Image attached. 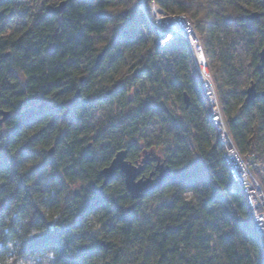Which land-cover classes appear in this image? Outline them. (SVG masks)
I'll return each mask as SVG.
<instances>
[{
    "label": "trees",
    "instance_id": "16d2710c",
    "mask_svg": "<svg viewBox=\"0 0 264 264\" xmlns=\"http://www.w3.org/2000/svg\"><path fill=\"white\" fill-rule=\"evenodd\" d=\"M50 1L0 0V264L41 251L55 264H264L188 43L158 48L136 0H61L55 15ZM156 2L198 31L264 189V100L246 102L264 88V0ZM159 148L172 171L160 189L136 200L118 173L100 195L118 152L137 164Z\"/></svg>",
    "mask_w": 264,
    "mask_h": 264
},
{
    "label": "built area",
    "instance_id": "2783aa9c",
    "mask_svg": "<svg viewBox=\"0 0 264 264\" xmlns=\"http://www.w3.org/2000/svg\"><path fill=\"white\" fill-rule=\"evenodd\" d=\"M136 9L154 31L158 48H168L180 39L185 40L190 46L195 68L202 81V92L210 107L212 123L225 150L224 159L236 186L242 190L252 211L254 230L262 239L264 250V189L256 178L260 163L253 154L241 155L233 142L215 79L194 25L185 15L167 14L156 0H136ZM231 191L236 192V188L233 187Z\"/></svg>",
    "mask_w": 264,
    "mask_h": 264
},
{
    "label": "water",
    "instance_id": "95a60500",
    "mask_svg": "<svg viewBox=\"0 0 264 264\" xmlns=\"http://www.w3.org/2000/svg\"><path fill=\"white\" fill-rule=\"evenodd\" d=\"M65 9V3H60L58 6H49L47 8V12L50 14H59L63 12ZM261 15L258 13H253L248 17L249 20H256L260 18ZM260 62L261 65L259 67L260 71L264 70V48L260 52ZM100 60V58H99ZM79 94L77 95V98ZM261 98L264 100V88L262 91H258L256 85L253 83L247 90H246V102L247 103H255V101ZM185 103L187 107L190 104L188 96H185ZM10 117V113L6 112L3 109H0V126H2ZM52 153V152H50ZM152 158L145 157L141 160V162L137 164H133L128 160V151L122 150L118 152L113 161L111 162L109 167L104 168L101 171V175L104 178L103 184L98 187V192L100 195L105 199L104 189L106 186L111 184L116 175L118 173L122 174L125 179V185L128 193L131 195L132 198L139 200L142 199L145 195H149L154 193L157 189H160L164 183V180L171 176V169L165 165V163H161L158 160L156 170L159 172L156 179L154 176L156 175L153 172L148 177H141L142 172L145 169V164L149 161L157 160V157L154 153H151Z\"/></svg>",
    "mask_w": 264,
    "mask_h": 264
},
{
    "label": "rangeland",
    "instance_id": "374dc122",
    "mask_svg": "<svg viewBox=\"0 0 264 264\" xmlns=\"http://www.w3.org/2000/svg\"><path fill=\"white\" fill-rule=\"evenodd\" d=\"M62 1L61 0H51L50 1V4H48V6H57L61 3ZM196 29V28H195ZM197 31V30H196ZM198 33V31H197ZM199 35V34H198ZM204 48V47H203ZM204 51H205V48H204ZM205 54H206V51H205ZM206 58L208 59V62H209V65H210V69L212 71V63H211V60L208 58V56L206 55ZM212 74H213V77L215 79V75L212 71ZM151 153H154L155 156L157 157V160H155L153 166L154 168L156 167V164L158 162V160L161 162V163H164L165 161V157H164V154L161 150V148L159 149H150V150H145V152L143 153L142 155V158L144 159L145 157H149V158H152L151 156ZM148 177V176H147ZM261 184V183H260ZM185 197L190 200L192 195L191 193H187L185 195ZM154 207H152L153 209ZM150 209V207L148 208ZM8 264H55V258L51 255V254H48L46 252H39V253H36L34 254L33 256H29V257H25V258H19V259H15L14 255L13 254H9L8 255Z\"/></svg>",
    "mask_w": 264,
    "mask_h": 264
},
{
    "label": "flooded vegetation",
    "instance_id": "af4514ba",
    "mask_svg": "<svg viewBox=\"0 0 264 264\" xmlns=\"http://www.w3.org/2000/svg\"><path fill=\"white\" fill-rule=\"evenodd\" d=\"M154 162H155V160H154V161H149V162H147V163L145 164V169H144V171L142 172L141 177H143V176H144V177L150 176L153 172H155L156 175L154 176V179L157 178V176H158V174H159V172L156 170L157 164H156V167L153 169V171L150 172L149 175L144 174V172H146V170H147L148 165H149V164H154ZM157 163H158V162H157Z\"/></svg>",
    "mask_w": 264,
    "mask_h": 264
},
{
    "label": "bare ground",
    "instance_id": "6f19581e",
    "mask_svg": "<svg viewBox=\"0 0 264 264\" xmlns=\"http://www.w3.org/2000/svg\"><path fill=\"white\" fill-rule=\"evenodd\" d=\"M200 53V52H199Z\"/></svg>",
    "mask_w": 264,
    "mask_h": 264
}]
</instances>
